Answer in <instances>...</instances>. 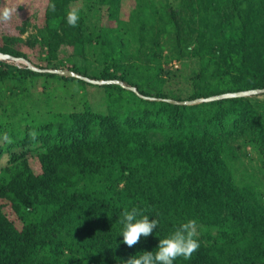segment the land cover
Returning <instances> with one entry per match:
<instances>
[{
    "label": "trees",
    "instance_id": "obj_1",
    "mask_svg": "<svg viewBox=\"0 0 264 264\" xmlns=\"http://www.w3.org/2000/svg\"><path fill=\"white\" fill-rule=\"evenodd\" d=\"M122 5L0 0L16 8L0 24V52L136 89L102 84L104 111L83 97L41 117L33 99L45 94L50 108L60 83H92L0 60V264H126L189 219L200 246L173 264H264V91L165 100L264 89V0H135L129 13ZM72 7L76 27L66 23ZM29 27L39 29L21 38ZM92 42L98 74L82 61ZM186 59L197 67L179 85L170 65ZM41 78L51 89L44 81L35 94ZM133 207L158 224L129 248L121 219Z\"/></svg>",
    "mask_w": 264,
    "mask_h": 264
},
{
    "label": "clouds",
    "instance_id": "obj_2",
    "mask_svg": "<svg viewBox=\"0 0 264 264\" xmlns=\"http://www.w3.org/2000/svg\"><path fill=\"white\" fill-rule=\"evenodd\" d=\"M47 7L52 11H56L54 2L47 4ZM16 13V8L3 7L0 8V23H7ZM80 20V9L78 7L70 8L66 13V23L70 27H76ZM35 139L36 133L30 134ZM6 143H11V139L7 134L3 137ZM121 223L124 225L122 229L123 243L129 248L137 243L141 236L147 237L152 234L156 228L158 220H149L147 215H141L140 210L133 207L131 210H125L122 213ZM197 221L189 219L182 222L175 230L166 238H160L156 247V251H144L140 256H132L126 261V264H173L178 257L190 259L192 254L199 248V240L197 237Z\"/></svg>",
    "mask_w": 264,
    "mask_h": 264
},
{
    "label": "rangeland",
    "instance_id": "obj_3",
    "mask_svg": "<svg viewBox=\"0 0 264 264\" xmlns=\"http://www.w3.org/2000/svg\"><path fill=\"white\" fill-rule=\"evenodd\" d=\"M5 2H12V0H4ZM135 6V0H123V5H122V9L125 10L126 13H129L130 9L133 8ZM29 10H33L36 7L31 4L30 7H27ZM43 8V7H42ZM42 8H36V13L37 9L42 10ZM106 14H102L101 16V23L102 24H107V20H106ZM1 25H3L4 23H0ZM5 24H10V21L5 23ZM38 26H40L39 23H37ZM13 29V28H12ZM39 29V28H34V27H29L24 34H22L21 38L24 39V37H26L30 32H34V30ZM13 31V30H12ZM15 34H17L15 32ZM121 34H122V39L124 41L129 40L130 42L132 41L131 36L127 33V28H122L121 29ZM94 42V41H93ZM87 43L86 44V54L84 59H82L83 64H85L87 66V69L89 71H94L93 73L98 74L101 71V58H100V50L99 48L94 44V43ZM14 47H18V48H23L24 51L31 56L32 54H34L33 50L27 49L26 46H23L21 44H19V42H14L13 43ZM21 46V47H20ZM44 56V54H41V58ZM66 59V56L63 57V60ZM81 61V59L78 61V63ZM7 62H12L15 64V61H11V60H7ZM185 63L183 64V66L180 65V63L178 61H173L171 62V69L176 70L177 71V76L174 78V81L178 82L179 85H184V84H188L189 79L186 80V77H188V74L190 72H192V69L197 67V63L194 60H188L186 59L184 61ZM18 64H22L21 62H16ZM95 67V68H94ZM46 69H50V68H46ZM40 80V81H39ZM37 79V81L35 82V85L33 86L32 92L35 94H41L43 89V83H44V79ZM47 82L46 85V90H50L51 89V83L52 81H45ZM59 83L56 81V84ZM76 81H71L70 85L68 86L69 90L65 91V89H61L62 85L61 83L59 84V92H56V102L53 104V99L51 98L50 101V108H49V104L47 106H44L45 104V94H43L41 96V101H39V99L37 98V102L33 99V101L35 102V105L38 106V109L41 110L39 113H41L42 115H40L41 117L44 115H48L49 112L48 110H54V109H61V110H65L67 108H69V102L73 101L74 99H79V98H90V101L92 104H94V106L96 107L95 109L97 110H102L104 111L105 108H102L100 106L101 101H104V87L103 86H99V85H95V84H84L85 86L79 87L78 90L76 89L79 85L76 84ZM83 85V84H82ZM75 89V90H74ZM71 91H74L71 92ZM103 96V98H102ZM63 97V98H62ZM102 98V99H101ZM66 101V102H64ZM69 103V104H68ZM69 106V107H67ZM37 110V108H35ZM46 112V113H45ZM5 161V158L1 159V164ZM32 165L34 167L35 170H39V167L37 165L36 162H32Z\"/></svg>",
    "mask_w": 264,
    "mask_h": 264
},
{
    "label": "water",
    "instance_id": "obj_4",
    "mask_svg": "<svg viewBox=\"0 0 264 264\" xmlns=\"http://www.w3.org/2000/svg\"><path fill=\"white\" fill-rule=\"evenodd\" d=\"M0 60H11V61H15V64L20 66L21 64H18L16 62H21L23 65H26L28 68L35 70V71H44V72H51V73H57L59 75L62 76H72V77H77V78H81L87 82H90L92 84H98V85H102V84H108V83H116L119 84L121 86L127 87L133 91H135V87L133 86H126L125 84L122 83V81L118 80V79H90L88 77L79 75L77 73H75L74 71L68 69V68H52V69H42V68H38L36 66H34L31 62H29L27 59L22 58V57H14L12 55L6 54V53H2L0 52ZM264 91V89H251V90H245V91H237V92H226V93H222V94H218V95H212L209 97H205V98H197L194 100H184V101H176L174 99H170L167 98L165 99L166 101H169L171 103H180V104H192V103H197V102H202V101H208V100H214V99H219V98H224V97H233V96H244V95H249V94H253V93H258V92H262Z\"/></svg>",
    "mask_w": 264,
    "mask_h": 264
}]
</instances>
